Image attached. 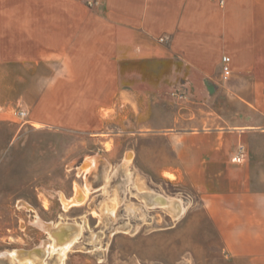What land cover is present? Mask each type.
Masks as SVG:
<instances>
[{"label":"rangeland","instance_id":"374dc122","mask_svg":"<svg viewBox=\"0 0 264 264\" xmlns=\"http://www.w3.org/2000/svg\"><path fill=\"white\" fill-rule=\"evenodd\" d=\"M125 66L123 99L98 85L68 96L44 65L0 69V264H264L261 216L238 188L243 171L213 173L194 151L180 156L179 136L201 129L188 119L189 87L174 78L162 87L143 65ZM205 93L197 105L210 115ZM146 193L181 213L150 205Z\"/></svg>","mask_w":264,"mask_h":264},{"label":"crops","instance_id":"0c3cea01","mask_svg":"<svg viewBox=\"0 0 264 264\" xmlns=\"http://www.w3.org/2000/svg\"><path fill=\"white\" fill-rule=\"evenodd\" d=\"M223 56L230 59L226 81ZM168 62L180 73H168ZM126 64L143 65L162 87L172 78L189 87L196 105L186 106L188 119L201 129L179 136L180 156L194 151L196 165L213 173L242 170L239 191L251 198V214L261 216L253 220L264 230V186L249 184L258 165L264 181V157H253L257 138L264 154V0H0V69L44 65L51 84L67 87L59 92L68 96L71 87L98 85L105 92L115 87L123 99ZM204 90L210 115L197 105ZM239 147L244 158L237 163Z\"/></svg>","mask_w":264,"mask_h":264},{"label":"bare ground","instance_id":"6f19581e","mask_svg":"<svg viewBox=\"0 0 264 264\" xmlns=\"http://www.w3.org/2000/svg\"><path fill=\"white\" fill-rule=\"evenodd\" d=\"M132 154H128V158L131 157ZM93 163H95V160H92ZM91 163V164H93ZM94 166V165H93ZM146 196V198H148L149 200V204L150 205H160V206H166L167 208H170L172 209L174 212V214L179 215L182 211V206L181 204L179 203H176L174 201H169V200H165L163 199L162 197H159V196H156V195H151L150 193H146V194H143ZM77 200V199H76ZM82 201V200H81ZM63 202H64V205L65 206H69L71 205L72 203H74V200H71V201H66L65 199H63ZM66 233V231H65ZM77 233V232H76ZM71 241V240H70ZM73 241V240H72ZM71 241V242H72ZM69 244H67L66 246L68 247ZM68 249V248H67ZM65 251V250H64ZM67 251V250H66Z\"/></svg>","mask_w":264,"mask_h":264},{"label":"built area","instance_id":"2783aa9c","mask_svg":"<svg viewBox=\"0 0 264 264\" xmlns=\"http://www.w3.org/2000/svg\"><path fill=\"white\" fill-rule=\"evenodd\" d=\"M220 3L222 4V1H220ZM160 41L163 42L164 39L160 38ZM229 63H230V59L227 56H223L221 59V77L223 81L228 80V78L231 75V69H230ZM179 98H183V96L180 95ZM19 116L24 117L25 113L20 112ZM243 158H244V149L243 147H239L237 154L233 157V161L240 163Z\"/></svg>","mask_w":264,"mask_h":264}]
</instances>
